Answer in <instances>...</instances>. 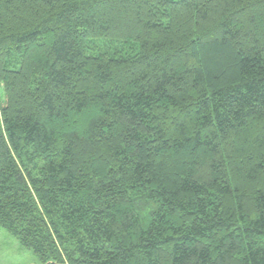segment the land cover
Listing matches in <instances>:
<instances>
[{
    "label": "trees",
    "instance_id": "trees-1",
    "mask_svg": "<svg viewBox=\"0 0 264 264\" xmlns=\"http://www.w3.org/2000/svg\"><path fill=\"white\" fill-rule=\"evenodd\" d=\"M0 225L39 264H264V0H0Z\"/></svg>",
    "mask_w": 264,
    "mask_h": 264
},
{
    "label": "rangeland",
    "instance_id": "rangeland-1",
    "mask_svg": "<svg viewBox=\"0 0 264 264\" xmlns=\"http://www.w3.org/2000/svg\"><path fill=\"white\" fill-rule=\"evenodd\" d=\"M30 256L34 257L32 251L0 225V264H27Z\"/></svg>",
    "mask_w": 264,
    "mask_h": 264
},
{
    "label": "crops",
    "instance_id": "crops-1",
    "mask_svg": "<svg viewBox=\"0 0 264 264\" xmlns=\"http://www.w3.org/2000/svg\"><path fill=\"white\" fill-rule=\"evenodd\" d=\"M27 264H36L35 257L30 256L29 262Z\"/></svg>",
    "mask_w": 264,
    "mask_h": 264
}]
</instances>
